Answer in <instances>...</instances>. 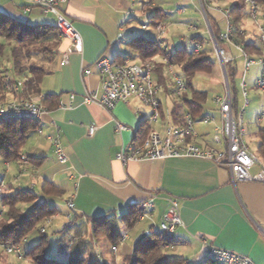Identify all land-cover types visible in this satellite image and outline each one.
<instances>
[{
    "label": "crops",
    "instance_id": "obj_1",
    "mask_svg": "<svg viewBox=\"0 0 264 264\" xmlns=\"http://www.w3.org/2000/svg\"><path fill=\"white\" fill-rule=\"evenodd\" d=\"M239 1L209 0V13L217 21L220 31H223L220 22L226 21L222 9L232 10ZM144 2L148 3V8ZM176 5L177 9L183 8V12L165 10L159 7L155 0H70L64 6L65 15L81 34L83 48L81 52H72L69 62L61 65V53L70 46V42L61 37L56 50L44 55L38 62V66L45 72L40 84V93L33 95H41L47 109L42 118L36 121L43 133H38L36 129L30 132L24 146L25 148L27 145V151L23 148L22 154L31 155L35 160L30 159L29 165L24 167L25 172L20 175L22 167L19 160L10 161L11 166L6 173L3 169L0 170V178L5 177L7 184L5 194L16 192L20 188H29L32 184H35L34 189L37 191L38 188L39 191L44 181H51L62 193L60 196L51 197L50 202L55 203L58 208L61 205L66 207L65 201L73 197V214H77L82 222L104 214H125L132 206H142L153 197V207L148 215L137 222V227L134 226L140 236L138 241L148 229L160 225L170 199L174 198L179 202L184 226L177 229L174 235L177 242L168 246L166 253L169 249L181 246L179 253L183 255L179 258L186 259L185 264H213L206 254L209 245H217L246 254L257 264H264L263 183L239 181L234 184L229 169L201 158H167L130 161L126 164L117 159V153L123 146L141 137L147 130L149 132L150 129H158L163 132L165 124L170 120L179 126L183 125L185 112L192 109L186 101L176 99L171 94L172 82L170 86L167 80L159 95L162 108L161 118L157 123L148 120L151 109L137 98H131L127 103L120 102L112 110L96 103H84L83 97L86 93H103L101 77L96 67L101 56H126L141 61L139 53L129 43L137 37V27L134 23L141 18L137 16L136 7L140 6L141 15L148 18L154 9H161L167 14L163 19L171 24L177 22L176 14H183L187 6L198 8L197 0H178ZM263 11L264 9L259 15V24L264 25ZM0 12L28 22L32 14H41L37 7H29L23 0H0ZM232 16L234 18V15ZM238 25L248 31V37L251 36L244 39L245 44L253 45L251 49H247L248 52L254 57L261 55L264 50L256 39L258 25L250 19L246 10ZM144 31L145 35L138 36L154 38L156 35L153 28ZM125 34L132 37L127 43L123 37ZM165 40L168 42L167 38ZM186 44L187 42L182 47H187ZM228 50L235 58L231 64L238 71L236 80L241 82L244 77L246 85L252 83L257 89L256 81L261 68L258 75L249 77L254 66L245 74L243 65L239 71L235 55V52L239 51L230 47ZM6 60L0 68L12 81L20 79L22 76L13 74L10 59ZM221 70L225 80L222 65ZM257 90L264 109V91ZM239 92L238 107L241 106ZM47 95H54V100H47ZM29 96L31 95H28L24 83L17 93L7 91L4 100ZM184 96L187 101H194L191 91L186 90ZM205 101L197 106L199 109L196 112L192 110L196 123L194 135L190 140L203 148H223V145L216 144L214 140L216 126L221 125L220 107L216 105L215 109L218 118L211 116L216 119V124H205L202 119L210 116L208 113L203 114ZM259 116L258 114L257 119L262 122ZM116 121L127 125L128 129L117 133ZM92 125H95L97 130L89 137L88 128ZM57 132L60 133L68 154L66 164L57 160L48 139ZM262 133L264 134V125L258 129L259 137L255 146H248L264 163L258 151ZM0 166L3 168L2 159ZM258 170L257 164L251 168V173L255 174ZM19 175L20 178L17 179ZM58 214L59 212L52 216V219ZM201 236L205 237L206 241L200 240ZM136 244L132 248H126L123 259L133 253ZM119 247L115 253L112 252L114 255L118 253ZM102 255L104 258L103 253ZM112 261L115 263L114 259ZM112 261L103 264H111Z\"/></svg>",
    "mask_w": 264,
    "mask_h": 264
},
{
    "label": "built area",
    "instance_id": "obj_2",
    "mask_svg": "<svg viewBox=\"0 0 264 264\" xmlns=\"http://www.w3.org/2000/svg\"><path fill=\"white\" fill-rule=\"evenodd\" d=\"M23 1L29 7H39L45 13H51L56 17L55 24L60 32V36L70 42V46L61 53V65L69 62V56L72 52L82 51L81 34L64 13V6L70 0ZM244 5L250 19L258 25L256 39L260 47L264 50V25L259 24V15L262 13L261 4L257 0H244ZM197 6L206 21L207 30L205 32L209 35L210 41L215 46L216 55L220 61L225 66L232 63L235 58L228 50V47L238 50L240 56L243 58L244 74L255 65L261 66L256 87L264 91V52L254 57L245 49L244 39L248 37V31L233 21L231 9H222L226 19V28L219 33L217 38L208 20L209 0H197ZM217 8L220 9L219 7ZM177 11L183 12V8H178ZM149 25H151L150 18H148V21L144 20L141 27L147 30L150 28ZM151 27L156 33L154 40L160 53L139 62L129 57L116 59L111 58L108 54L101 56L96 63V67L101 77L103 93L101 95L91 92L86 93L83 97L85 104L96 103L107 110H112L120 102L127 103L131 98H137L151 109L148 120L152 123L159 122L162 108L159 95L164 86L156 80L155 75L160 66L164 67V75L168 79L171 77V94L178 98L184 95L187 89L186 81L183 76L174 72L175 65L172 64L168 55L170 47L165 40L168 23L162 20L153 26L151 25ZM189 29L191 31H199L195 26H190ZM187 49L198 53L203 49V46L196 42L191 47L187 46ZM26 79L23 76L14 81L9 82L8 80L6 85L7 91L17 93L24 86ZM224 87L226 91L225 96H217L215 98L216 104L220 107L221 125L216 126V134L214 137L215 143L223 145V148H203L190 140L195 132L194 125L196 119L191 111H187L184 114L183 125L179 126L170 120L165 124L163 132L158 129H150L142 140L134 139L128 145L123 146L117 153V159L122 164H126L130 161L140 162L167 158H201L212 161L220 167L229 169L231 180L234 184L239 181L260 182L264 184V163L244 140L245 114L246 108L250 104L248 88L244 77L240 82V91L244 102L236 110L234 109V97L228 77L224 80ZM42 99L43 97L41 95H31L29 97L14 98L11 100L0 99V119L18 118L38 121L47 111ZM259 118L264 122V112L260 114ZM202 122L205 124H216V119L211 116H205ZM127 129V125L116 121L115 130L117 133H121ZM96 130L97 127L95 125L90 126L88 128V136L92 137L96 133ZM36 131L40 134L43 133V129L39 126H37ZM48 139L54 149L57 160L61 164H66L68 154L62 143L60 133L57 132V134L49 136ZM19 161L22 167L21 175V173L26 171L24 167L29 165L30 156L21 154ZM257 164L259 165V170L255 174L251 173V168ZM10 166V161H3V168L0 166V170L3 169L4 173H6ZM20 175L17 179L20 178ZM34 186L35 184H32L31 188L34 189ZM6 187L5 177L0 178V200L6 192ZM65 205L72 211L68 217L73 216L72 213L75 210L74 198H68L65 201ZM141 207L144 211L140 219L148 215V212L153 207V197L143 203ZM1 209L3 211L5 206L1 205ZM51 223L52 217H46L40 227V231L46 233ZM180 226H184L180 205L177 199L172 198L170 199L169 207L164 213L160 225L148 229L145 234L149 236L161 231L175 235ZM127 239L128 234H122L118 243L112 246V251L115 253L118 247L123 245ZM199 239L206 241L203 236ZM25 243H27V239L24 238L22 244L4 245V248L8 254H14L18 258H22L26 248ZM206 256L213 264H257L246 254L217 245H209Z\"/></svg>",
    "mask_w": 264,
    "mask_h": 264
},
{
    "label": "trees",
    "instance_id": "obj_3",
    "mask_svg": "<svg viewBox=\"0 0 264 264\" xmlns=\"http://www.w3.org/2000/svg\"><path fill=\"white\" fill-rule=\"evenodd\" d=\"M264 9V0H257ZM234 22L238 25L243 12L245 11L244 0H240L233 8ZM264 12V11H263ZM167 15L161 9H154L150 16L151 25H155L158 21ZM208 19L214 35L218 38L221 32L217 21L208 12ZM164 20V19H163ZM193 43H200L202 46L205 41H210L206 35L198 34L189 38ZM61 41L60 32L56 24L38 23L31 24L28 21L18 19L16 17L0 12V60L8 56L11 62V69L14 75L26 77L25 89L28 95L40 93V84L44 75V69L38 66V62L31 59L32 50L40 48L45 54L53 53ZM51 43V45H49ZM130 44L139 53L141 60L153 57L160 53L154 38L146 36H137L132 39ZM252 44H245V49L249 50ZM247 50V51H248ZM8 52V54H7ZM172 64L182 69L184 79L188 91L192 92L193 102L185 99V94L179 98L186 101L189 107L196 112L199 104L207 98L205 92L194 89L192 78L198 72L211 73L214 67V61L206 50L194 52L187 47H180L175 51L168 53ZM126 57V56H125ZM122 59L123 57H115ZM164 67L160 66L157 70L155 78L158 82L164 83L169 80L163 73ZM226 71L230 82L231 90L234 97V109L238 108V88L236 83L237 68L233 64L226 65ZM12 81L0 68V99L4 100L7 89L6 85ZM47 100L53 98L54 95H47ZM190 110L192 113H194ZM194 115V114H193ZM37 128V122L28 119L4 118L0 119V159L3 161H16L20 159L22 150L27 143L30 132ZM148 130L141 137L136 139L142 140L148 134ZM258 151L264 160V134H261V141ZM31 161L34 157L29 155ZM62 191L51 181H44L39 191L29 188H20L16 192L4 194L0 200L1 205L5 206L2 211L0 207V244H22L24 238L26 248L24 255L19 259H31L33 264H103L102 252L86 255L89 249V241H74L71 248H66V257L49 256L47 251L49 247V235L42 233L37 225L44 222L46 217H52L59 212L58 206L50 202L51 197L60 196ZM144 209L141 206H132L129 211L122 215L121 223L127 229L133 228L140 220ZM80 217L75 214L71 222L76 224ZM94 223V238L98 241L104 239L111 242L112 246L118 243L122 236L120 232V221L113 214H104L98 217L87 219ZM71 222L66 224L65 230L59 231L62 235L67 230L68 233L74 230ZM39 233V238L29 244V235L35 232ZM153 237L146 236L140 239L136 244L131 255L125 257L124 264H185L186 259L179 257H171L166 253L167 247L174 245L177 241L174 235L165 232H157L152 234ZM61 239L57 241L60 246ZM58 246V247H59ZM112 250V248H111ZM208 262V261H207Z\"/></svg>",
    "mask_w": 264,
    "mask_h": 264
},
{
    "label": "rangeland",
    "instance_id": "obj_4",
    "mask_svg": "<svg viewBox=\"0 0 264 264\" xmlns=\"http://www.w3.org/2000/svg\"><path fill=\"white\" fill-rule=\"evenodd\" d=\"M155 2L158 4L159 7L170 10V11H176L177 10V3L178 0H155ZM144 5L148 8V3L144 2ZM37 10L41 11V14L34 13L30 16L29 23L31 24H37V23H50L54 24L56 22V17L51 13H45L41 8L37 7ZM136 13L137 16L141 17L139 21H135L134 25L137 27L136 35H145V31L141 28V23L144 22V18L147 16L141 15L140 6L136 7ZM150 14V13H149ZM175 19L177 20L176 23H168L167 21L161 19L160 21H164L168 23L167 27V33L165 38L168 40V44L170 47V51H175L176 49L182 47L186 42L187 46L191 47L193 45V42L188 40L190 37L198 34H206V36L209 37V35L205 32L207 30L206 21L204 19V16L199 11L198 8L194 6H187L185 8V12L183 14H176ZM209 20V19H208ZM146 21H148V17L146 18ZM149 30H152L151 25H149ZM189 26H198L199 31H203L204 33H200L199 31H191L189 29ZM226 26V21L222 20L220 22V28L224 31ZM254 33V32H253ZM125 43L130 41L132 37L130 35H124ZM187 37V38H186ZM251 37V36H250ZM248 37L247 39H249ZM51 45V43L49 44ZM203 49L207 51L209 56L214 61V67L211 73H204V72H198L193 78L192 83L194 88H197L199 90L205 91L208 94V98L204 103V110L203 114H209L210 116H215L218 118L216 109V102L215 98L217 96L224 97L226 94L225 87H224V79H223V73L221 70V64L219 61L218 56L216 55L215 46L211 41H205L203 44ZM31 59L36 62H40L41 58L44 56V52L40 48H34L32 50ZM8 54V52H7ZM235 55L237 56V63H238V69L239 71L242 68L243 65V58L240 56L239 52H235ZM8 57L5 54V56L0 60V66L6 62ZM261 66H254L252 69V72L249 73V77H254L259 74ZM174 72L180 74L184 77V73L182 69L178 66H174ZM170 86H171V77L168 80ZM240 80H237V88L238 91H240ZM248 93H249V99L251 103L246 108V114H245V130L246 134L244 136V140L248 145H251L252 147L255 146L256 141L258 140V129L264 125V122L258 121V114L264 112L263 109V103L262 98L259 96L258 90L255 88L254 84H247ZM258 95V96H257ZM176 97V96H175ZM176 99H179L176 97ZM239 99H240V105H243L244 98L241 94V91L239 92ZM151 111V110H150ZM255 134V136L253 134ZM27 145L24 148L27 151ZM38 191V188H37ZM1 207V205H0ZM68 208L65 206L59 207V214L58 216L53 217L52 223L47 228V234L49 235V247H48V255L49 256H60V257H66L67 254L64 251L66 248H71L74 241H89V249L86 251V255L94 253H103L104 258L102 255V261L103 262H111L113 259L115 260L116 264H124V261L122 262V259L124 257V254H126V248H132L136 242L139 239V235L136 233V228L127 229L125 226L121 223L123 212H119L116 216L120 220V232L122 234L127 233L128 239L127 242L119 247L118 253L115 255L114 252L111 250L112 244L108 240H96L94 237V223L92 221H81L78 220L75 222L76 224H73L74 222H71L73 219V216L68 217V214L71 213ZM72 215H74L72 213ZM73 226L74 230L70 233L67 232L64 236L61 233H59L60 230L64 229L66 224L70 223ZM44 222L37 225V229L42 226ZM138 225V224H137ZM137 225L135 227H137ZM39 233L36 231L35 233H32L29 235V244L33 243L39 238ZM150 236V235H149ZM153 237L151 236L149 238ZM61 239L60 246H57V241ZM177 249V251H176ZM176 249H169L167 251L168 255L171 257H181L183 254L179 253L181 246H177ZM113 252V253H112ZM128 256V255H126ZM125 256V257H126ZM125 260V258L123 259ZM114 261H112L111 264H115ZM0 264H33L31 259H19L14 254H8L3 247L0 244ZM211 264V262H210Z\"/></svg>",
    "mask_w": 264,
    "mask_h": 264
},
{
    "label": "water",
    "instance_id": "obj_5",
    "mask_svg": "<svg viewBox=\"0 0 264 264\" xmlns=\"http://www.w3.org/2000/svg\"><path fill=\"white\" fill-rule=\"evenodd\" d=\"M221 65H222V67H223V70H224V75H225V78H227V71H226V66H225V64H223V62H221ZM146 237V234H144L143 236H142V238L141 239H143V238H145Z\"/></svg>",
    "mask_w": 264,
    "mask_h": 264
}]
</instances>
